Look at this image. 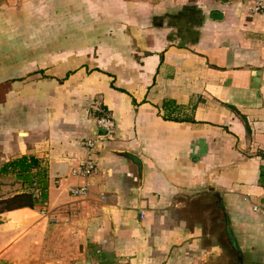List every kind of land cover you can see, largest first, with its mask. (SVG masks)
Wrapping results in <instances>:
<instances>
[{"label":"crops","instance_id":"obj_1","mask_svg":"<svg viewBox=\"0 0 264 264\" xmlns=\"http://www.w3.org/2000/svg\"><path fill=\"white\" fill-rule=\"evenodd\" d=\"M254 2L0 0V203L38 197L35 173L48 193L0 211V264H86L87 252L91 264H224L202 222L214 212L187 214L206 194L220 196L244 263L264 264ZM24 156L40 162L33 188L2 172Z\"/></svg>","mask_w":264,"mask_h":264},{"label":"trees","instance_id":"obj_2","mask_svg":"<svg viewBox=\"0 0 264 264\" xmlns=\"http://www.w3.org/2000/svg\"><path fill=\"white\" fill-rule=\"evenodd\" d=\"M111 88L114 90H118L115 88L114 84L111 83ZM40 167V162L38 159L34 157H21L19 159H16L14 161H11L7 163L6 165L3 166L2 172H7L10 169L17 174V177L29 182L30 188H33V181L32 178L34 176L33 171L38 169ZM35 177H40L37 179V181L41 184L43 183L42 189H40V195L38 197H35L33 193H28V194H23L20 196H17L14 198V202H24L22 203L23 206L25 207H30L34 208L35 206L38 205H43L47 198H48V193H47V187L43 181V173H35Z\"/></svg>","mask_w":264,"mask_h":264},{"label":"water","instance_id":"obj_3","mask_svg":"<svg viewBox=\"0 0 264 264\" xmlns=\"http://www.w3.org/2000/svg\"><path fill=\"white\" fill-rule=\"evenodd\" d=\"M258 82L259 79L256 80V83ZM200 198H211L210 200L211 204L207 206L210 208V210L214 212L217 218L216 220L218 221L219 225L222 227V238H221L223 242L222 247L225 249V251L228 253V255L231 258L225 259L224 256H222L219 257V261L223 262L224 264H245L242 255L239 253L235 245L232 243L231 235L227 232L226 214L220 196L218 194L215 195L206 194L195 197L196 200H199ZM1 223L2 220H0V224ZM85 258H86V264H91L90 255L88 252L86 253ZM33 264H38V263H33Z\"/></svg>","mask_w":264,"mask_h":264},{"label":"built area","instance_id":"obj_4","mask_svg":"<svg viewBox=\"0 0 264 264\" xmlns=\"http://www.w3.org/2000/svg\"><path fill=\"white\" fill-rule=\"evenodd\" d=\"M253 12L262 13L264 12V0H255L253 8ZM100 127L105 128L107 131H110L112 124L108 120H100ZM96 165L92 162H88L85 164L84 169L81 170V174L85 177L92 175L95 172ZM71 193L75 196H85L87 194V189L85 187L76 188L71 191ZM254 212L259 213L264 218V205L263 206H254Z\"/></svg>","mask_w":264,"mask_h":264},{"label":"rangeland","instance_id":"obj_5","mask_svg":"<svg viewBox=\"0 0 264 264\" xmlns=\"http://www.w3.org/2000/svg\"><path fill=\"white\" fill-rule=\"evenodd\" d=\"M22 203H24V202L22 201V202H18L16 204H14V203L13 204L12 203H9V204L8 203L7 204L5 203L4 204V203L1 202L0 203V211H4L6 209H10L11 207H14L16 205H21ZM202 203L203 204L201 206H196L193 209H191L189 213H187V214H190V216L188 215V217H190L191 221H194L193 218L196 219L200 212H203L204 210H209L210 209L208 206H205L207 202L203 201ZM214 219H215V217H214ZM202 222L205 224L206 229H208L212 233H215L216 232V233L219 234V236L221 235V237H222V227L219 225V223H218L217 220L214 221V222H210V223L207 222V221H202ZM193 223H195V222H193Z\"/></svg>","mask_w":264,"mask_h":264}]
</instances>
